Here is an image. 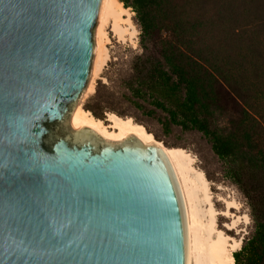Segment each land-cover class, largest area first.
<instances>
[{
    "label": "water",
    "instance_id": "obj_1",
    "mask_svg": "<svg viewBox=\"0 0 264 264\" xmlns=\"http://www.w3.org/2000/svg\"><path fill=\"white\" fill-rule=\"evenodd\" d=\"M111 0H0V264H195L162 146L76 136Z\"/></svg>",
    "mask_w": 264,
    "mask_h": 264
},
{
    "label": "trees",
    "instance_id": "obj_2",
    "mask_svg": "<svg viewBox=\"0 0 264 264\" xmlns=\"http://www.w3.org/2000/svg\"><path fill=\"white\" fill-rule=\"evenodd\" d=\"M206 1L122 0L140 27L144 51L135 68L152 75L154 104L170 113L172 123L208 136L216 154L233 165L231 176L253 203L255 230L234 252L235 264H264V9L225 15L235 21L230 26L235 55L227 57L205 41L204 30L212 24L201 8ZM213 81L227 85L245 106L226 134L212 120ZM254 199L262 201L261 213Z\"/></svg>",
    "mask_w": 264,
    "mask_h": 264
},
{
    "label": "rangeland",
    "instance_id": "obj_3",
    "mask_svg": "<svg viewBox=\"0 0 264 264\" xmlns=\"http://www.w3.org/2000/svg\"><path fill=\"white\" fill-rule=\"evenodd\" d=\"M239 1L207 0L201 4L207 18L214 23L205 28V41L215 43L218 53L227 57L235 55V40L230 30L232 23L235 24V15L243 9H248V12L264 9V0ZM128 9L129 12L121 17L108 18L102 32H98L101 65L95 68L93 90L83 107L101 119L111 112L130 116L144 124L166 147L183 149L190 167L187 173L189 187L194 186L196 179L205 187L196 193L195 209L209 224L212 240L218 239L219 234L227 237L226 254H234L255 230L257 217L253 203L231 176L233 165L216 154L210 138L197 129H185L172 123L170 113L154 104L149 89L152 75L148 70L135 68L141 64L138 57L144 50L135 12ZM228 13L234 18L225 17ZM213 90L215 106L212 120L214 126L226 134L232 124L241 119L245 106L223 82L213 81ZM166 107L170 108V103L166 102ZM254 204L261 213L262 201L254 199ZM203 235L205 238L208 236L206 233Z\"/></svg>",
    "mask_w": 264,
    "mask_h": 264
},
{
    "label": "bare ground",
    "instance_id": "obj_4",
    "mask_svg": "<svg viewBox=\"0 0 264 264\" xmlns=\"http://www.w3.org/2000/svg\"><path fill=\"white\" fill-rule=\"evenodd\" d=\"M129 12V9L121 2V0H111L106 15L107 23L110 17H121ZM104 22V23H105ZM99 31L102 32L100 29ZM98 31V32H99ZM72 127L76 131V136H98L101 135L111 142H124L130 136L138 139L147 138L150 144L162 146L178 167L185 190L187 192L193 215L197 244H196V264H235L233 253L226 254L227 237L219 234L218 239L212 240L209 224H207L200 212L195 209L196 193L199 190H205L199 179H196L192 188L189 187L187 173L190 170L189 162L184 157V150L180 148H168L159 141L152 132L148 131L144 124L136 122L132 117H123L117 113H108L105 119L97 118L91 111L83 106L72 121ZM203 179L205 178L202 175ZM199 178L201 176L199 175ZM212 228V227H211ZM203 233L208 236L205 238Z\"/></svg>",
    "mask_w": 264,
    "mask_h": 264
}]
</instances>
